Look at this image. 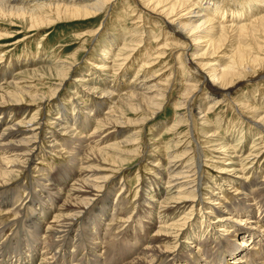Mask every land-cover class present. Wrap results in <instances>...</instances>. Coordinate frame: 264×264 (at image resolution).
<instances>
[{
    "label": "bare ground",
    "instance_id": "obj_1",
    "mask_svg": "<svg viewBox=\"0 0 264 264\" xmlns=\"http://www.w3.org/2000/svg\"><path fill=\"white\" fill-rule=\"evenodd\" d=\"M113 1L0 0V41L10 37V31L17 26L26 32H35L55 28L61 21H94L111 11ZM135 2L141 8L139 19L147 13L168 27L156 37L149 29L140 36H136V30L116 35L117 38L101 47L105 57L98 64H88L92 66L90 74L82 72L76 76L79 72L73 63L58 61L60 64L45 66L44 60L41 62L36 55L26 56L13 74V61L7 62L0 55V264H83L86 261L106 264L111 248L125 252L121 249L123 245L130 250L133 244L126 238L118 241L117 231L109 242L101 245L92 242L106 241L109 230L114 228L109 227L123 214L117 212L119 207L124 209L123 202L118 200L115 206L110 203V192L118 185L107 192L108 184L112 182V185L121 169L141 155L144 125L164 107L162 100L171 86L166 91L164 80L158 76L162 72L156 69L169 49L182 51L177 60L183 66L179 70L184 78L204 75L201 83L205 91L200 90V79L197 81L195 77L186 86L185 81L178 82L182 85L181 97L188 98L193 93L199 99L196 105V99L189 96L192 105H196L194 110L185 100L189 104L190 120L196 122L203 115L199 125L205 141L197 137L196 142L213 146L197 147L201 153L197 171L185 160L189 158L188 148L176 154L171 148H155L148 142L149 148H144L142 158L151 160L148 166L152 167L155 178L144 180L141 188L144 197L134 203L136 223L144 215L143 218L153 221L154 234L150 237L140 232L138 242L143 244L135 245L134 254L129 255L125 264H254V259L264 260V179L259 180V169L251 172L246 168L247 161L255 164L256 159L259 163L263 157L258 147L263 144L260 140L264 135L260 132L253 136L254 144L248 146L251 149L247 154V149H238L247 136L241 134L236 145L218 144L217 135L209 130L212 122L208 118L223 98H229L243 82L254 80L264 71V0H243L241 4L233 0ZM230 3L239 10L225 8ZM133 72L136 74L130 79ZM47 76L60 83L46 96L36 92L35 83ZM70 77L75 78V88L73 93L69 91V101H60L55 106L60 89ZM220 91L224 92L222 99L217 96ZM76 98L82 108L72 104ZM47 104L50 109L55 108V117H44ZM184 106L186 103L175 105L177 111ZM257 109L247 111L261 126L264 114L262 109ZM130 115H136L139 121L135 123L129 119ZM176 119L169 132L185 116ZM206 148L216 154L211 157L212 166L220 175L228 176L223 177V185L211 176H206L209 180L203 183L205 175L200 169L209 162L205 160ZM58 160L60 164L52 166ZM46 163L48 169L43 168ZM34 173L37 175L33 176ZM65 178H72L75 183L62 193L59 187L66 184ZM105 203L113 208V214L100 206ZM44 216L49 219H43ZM91 229L94 233L88 236ZM112 257L115 264L118 257Z\"/></svg>",
    "mask_w": 264,
    "mask_h": 264
},
{
    "label": "rangeland",
    "instance_id": "obj_2",
    "mask_svg": "<svg viewBox=\"0 0 264 264\" xmlns=\"http://www.w3.org/2000/svg\"><path fill=\"white\" fill-rule=\"evenodd\" d=\"M234 1H236L237 4H241L243 2V0H241V1L233 0V2ZM128 5H129V8H128ZM234 6H235L234 3H230V4L226 5L225 8L234 9V8H236ZM111 7H112L111 11L108 10V12L101 14V16H98L97 19H95L94 21L92 20L91 22H89V21L85 22L84 21L85 22L84 23V22L61 21V22H58L59 26H57L55 28L42 29L41 31H35V32H26V31H24L22 26H17L10 31V33H12L10 35V37L5 38L4 40L0 41V55L5 56V59L7 60V62L13 61L12 67H11V71H13V74L18 71V68H20L19 62H22V64L24 63L26 56L29 57L30 55H36L40 61L44 60V62L43 61H41V62H43V64L45 63V66H48L49 63L50 64H56V63L60 64L61 62L64 64L65 63L66 64L67 63L68 64L73 63L72 65L74 66V68L77 69V72H79L78 75H76V76H79V75H81L82 72H86V74H90L89 71L92 69L91 65L98 64L100 62L98 60H101V57L102 58L105 57V54L100 52L101 47L104 46L106 43L112 41L113 38H117V37H115L116 35L117 36L118 35H125L126 33L130 34L134 30H136V36H138V35L140 36V34L143 33V31L148 32L149 30H151L154 32L153 37H156V36L161 34L162 30H166L165 28L168 27L167 25L163 24V21L161 19L155 18L152 15L150 16V14H147V13L142 15V19H139L140 15H141V8H139L136 5L135 0H114L113 2H111ZM234 10L238 11L239 8H236ZM126 14H127V17H126ZM119 16L124 17V19L122 17H119ZM118 18H121L122 20L118 19ZM145 19H146V21H145ZM142 20H144V21H142ZM119 22H122V24L121 23L119 24ZM122 25H124V26L122 27ZM122 29H124L125 32L123 31L121 33ZM46 33H47V35H46ZM145 36H146V34H144L143 37H145ZM154 45H155V43H154ZM181 53H182V51L177 52L175 50L173 51L172 49H169L166 53L167 55L164 57L165 59L162 60L163 61L162 64H160L159 67L156 69L159 72H162V73H158V76H159V79L161 78L162 82L164 80V84L166 85V91L170 88V86H171V88L166 92L167 93L166 97L164 98V100H162V103L164 104L162 111L158 112L150 121H148L144 125V128H143L144 130H143V135H142L143 138L141 141L142 143L140 144V146L141 145L143 146L142 150H141L142 153H140L141 155L139 154L140 155L139 157H136V158L134 157L132 159V161H130L129 164H127V166H124L121 169V171L117 174L118 176L113 181L112 185H111L112 182L110 184H108L109 189H107V192H110L113 185H116V184L118 185L114 189V192H110L112 195L111 196L112 198L110 199V203L111 202L114 203V206H115V204L118 202V200L123 202L125 204V205H122V206H124V209L122 207H119L120 209L117 211V212H119V214L120 213H123V214L118 215L117 218H119V219H115L114 224L116 225L117 228L115 227V225L114 226L111 225L109 227V228H113V227L114 228L109 230L110 234L108 235L109 237L106 236V241L99 240L97 242L95 241L92 243L93 244L96 243L99 245L104 244V242L110 241L109 239H111L110 236L112 234L114 237V235L119 233L120 236H119V234H117V237L115 236L116 239H118V241L119 240L121 241L123 238H126L133 245L129 246L130 250H128L126 247H124L122 245L121 249H125V252L127 254L125 252H123V250H116L115 248H111V250L106 255L108 258V261L106 262V264H114L111 261V257L113 255H111L110 253H115L112 258L118 257L115 264H125L126 261H128V259H129V255L134 254L135 245L139 246V245L143 244L142 242H138V238L141 236L140 232L143 233V235L148 234L150 237L153 236V234H154L153 233L154 227H151V223H153V221L148 219V218H143L145 216L142 215L141 218L139 219V221L136 223V211H135L136 210L135 203L137 201L141 202V200L144 197L143 196L144 194L141 195V193H142L141 188L143 186V183L146 181V179L149 180L151 178L152 179L155 178V177H153L152 167L148 166V164L151 163V160H147L146 158L145 159L142 158L144 155L143 151L145 149L149 148L148 142H149V144L152 142L153 145L155 146V148L158 146L161 148L162 147L171 148V151H173L174 153L176 151V154L178 151L180 152L181 150L188 148L189 156H187V157H189V158H185V160L188 162L187 164H189L188 166L191 167L192 170H197V171L199 170V168H198L199 162L197 159L200 158L199 156L201 154L200 152H197V149L203 148V147L205 148L206 146H207V148H211L213 146L212 144L201 145V144L196 142L199 140L203 141V138H201L202 137V135H201V128L202 127H201V125H199L201 123L199 118L202 117L203 115L198 117L197 118L198 120L196 119V122L195 121L193 122L192 119L190 120V117H189L190 113L188 111L189 110L188 106L191 103L193 98L196 99L197 94L194 95L195 96L194 97L193 93H190L192 96L189 94L188 98H183V97H181L182 95L180 94V89H181L180 86H182L181 84L183 83V81H185V86H186V84L188 85V83L191 81L190 78L195 77L197 79V81L200 79V81H199L200 85H201L200 90L205 91V87L201 83V82H203L201 80V78L204 75L202 74L199 77L197 75L194 76L195 74H193L191 76L184 78L183 75H181L182 71L179 70V67H183V66L180 65L179 61L177 60L178 55H181ZM7 62H6V64L2 63V66L7 65ZM88 64H91V65H88ZM178 64H179V66H178ZM164 68L166 70L163 71ZM97 73L98 72H96V74ZM165 73H167V74H165ZM135 74L136 73L133 72L129 78L131 79ZM160 75H162V76H160ZM74 77H70V79L65 82V84H64L65 86L60 89L62 92L60 91L59 97L54 101L55 106L60 101H61V103L62 102L64 103V101H67V100L69 101V99H70L68 96V95H70L69 91H70V93H73L74 90H72V89L75 88V86L73 84V80L75 79ZM256 77H258V78H256ZM256 77L252 81H245L246 83L243 82L242 86L239 89L236 88L237 91L234 90V92L231 94V96L230 97L228 96L229 98H226L225 100L223 98V95H221L224 93L223 91L222 92L220 91L219 94L217 95V96H219V99L223 98V100L219 103V105L215 108V110H213V112L209 113V115H208V118L210 119L209 122L210 123L212 122V126H210L209 130H212L213 133L217 135L216 137L219 139L218 142H220V143L216 142L215 144H217V143L222 144L225 142V143H231V144L236 145L238 139L241 137V134H242L243 137H245V136H247V137L244 138L245 142L243 144H241V146H239L238 149H240V148L247 149V150H245V152H247V154H248V152L251 149L248 146H251L254 144L253 143V140H254L253 136H255V134L260 133V132H262V135H264V129H263L264 124H261V126H260L259 124L255 123L254 122V121H256L255 117H253V115L249 111H247L248 108H250V110H254V107L256 109H257V107H259V109H257V110L262 109V111H263L262 114H264V71L261 74H258ZM49 78L50 77L47 76L44 79H42L40 82L35 83V85H37V87H38L36 92L39 91V93L41 92L40 94H46V96H47L55 88V84L58 85L60 83L59 80H51ZM86 79L88 80V78H86ZM166 79H169V80H166ZM180 79L182 81H180ZM177 86H178V88H177ZM178 90H179V93L177 92ZM225 93H227V92H225ZM200 95H201V93H200ZM189 96H191L192 99ZM186 97H187V95H186ZM84 99H86V98H84ZM180 99H182V100H180ZM188 99L189 100L191 99V100L189 101ZM185 100L188 101L189 104L187 102H185ZM233 100H235V101H233ZM237 100H239V101L241 100V101L239 102ZM181 101H183V102H181ZM73 102L75 103L74 107H76V106L78 108L83 107L82 104L80 103V101L79 102L77 101V98H76V100H72V104H73ZM184 102L186 103V107L185 106H184V108L181 107V108H179L180 111H177V108L175 107V105L177 103L185 104ZM198 102H199V99L198 100L196 99V105ZM241 102L243 103L242 105H241ZM90 104L91 103H89V106H90ZM244 104H246V105L250 104V105L248 107ZM66 105H68V104H66ZM79 105H80V107H79ZM196 105H192V103H191V108L194 110ZM239 105H241V106H239ZM48 106L49 105L47 104L45 107L48 109H44V111H43L44 117L45 116H47V117L50 116L49 118L55 117V116H53L56 114L55 108L51 107L53 109H50ZM86 106H87V104H86ZM252 106H253V108H252ZM187 107H188V110H187ZM235 108H237V109H235ZM244 108H247L246 111ZM248 114H250V115H248ZM178 116H180V117L185 116V119L182 121V123L178 122V124L179 123H181V124H179L176 129H173L169 132V130L172 129V127L174 125L173 123H175V121L177 120L176 118ZM128 117H129V119L134 120L135 123L137 120L139 121V118L136 117V115H130ZM186 122H188V123L186 124ZM190 123H192V124H190ZM46 125H47V128H52V126L50 124H46ZM188 125H190V126L188 127ZM193 126H195V127H193ZM257 127H258V129H257ZM259 127H261V130ZM134 129L132 128L131 130H134ZM195 129H197V130L195 131ZM214 130H216L215 131L216 133L214 132ZM188 131H190L191 134ZM195 133L198 135H196ZM197 137L199 138V140ZM251 137L253 138L252 140L250 139ZM194 138H197V139H194ZM263 140L264 139L260 140L261 143H263V144L258 147L259 148L258 150L261 149V151H259L260 153L263 151L262 152L263 157L259 160V163H257L258 159H256L257 161L255 160L256 161L255 164H251L252 162L249 163L248 161L246 162V164H248L246 166V168H249L248 171L252 172L254 169H259V172H257V176L259 177L260 181H263V179H264V142H263ZM260 141H257V143H260ZM167 143H170V144L167 145ZM154 146L152 147V149L155 150ZM178 146H179V148H175ZM207 148L205 149L206 151L204 150L205 151L204 155L207 156L205 158V160H208L209 162H206V164H205L206 166L204 165L200 169V172L203 173V176L205 175L204 176L205 181H203V183L207 182V180H209L208 177L211 176V177H214V180L216 183H220V185H223L224 184L223 183V179H224L223 177H225V179H226V178H228V176L227 175L222 176V174L220 175L218 173L219 171L216 170L217 168L212 166V163L210 160H211V157H213L216 154L211 152V149L208 150ZM192 157H194V158H192ZM190 159H191V161L189 162ZM213 160L216 161L217 159L214 158ZM38 162L39 161H36L37 164H39ZM51 162H52V160H49L50 164H51ZM36 163L34 164V167L37 165ZM192 163H195V164H192ZM46 164H47V166H44V167H43V165H38V166H40V167L42 166L43 168L48 169L49 168L48 163H46ZM59 164H60V160H58V162H56V163L54 162L52 164V166L57 167L56 165H59ZM151 165L154 166V164H151ZM185 166H187V165L185 164ZM250 167H252V168L250 169ZM51 169H53V168H51ZM187 170H185V171H187ZM203 171H205V173ZM36 175H37L36 173L33 174V176H36ZM206 176H208V177H206ZM64 180H65L66 184L65 185L62 184L59 187V190H61L62 193H65L68 190V188L72 184L75 183L72 178H65ZM114 182H116V183H114ZM117 188H118V190H117ZM224 189H228V187L225 186ZM107 192H105V193H107ZM138 192H139V196L136 195ZM124 200H125V202H124ZM126 201H128L129 203ZM134 201H135V203H134ZM107 205H108V203H105L103 205L101 204L100 206H103L102 207V208H104L103 210H109L108 214H113L114 211L111 212V209L113 210V208H109V205H108V207H107ZM132 209H134V210H132ZM126 211H127V213H126ZM130 215H131V219L129 218L130 219L129 220L128 217H130ZM43 219L48 220L49 217L44 216ZM125 220L127 221V223H125L126 222ZM41 221H43V220H41ZM116 221H118V222L116 223ZM82 230L84 232H86L85 228H83ZM116 231H117V233H116ZM118 231H120V232H118ZM121 231H123V232H121ZM84 232H83V234H84ZM92 232L94 233V231L92 229L89 230L88 236H89V234L90 235L93 234ZM84 237L87 238V234H85ZM102 238H105V235L102 236ZM136 242H138V244ZM107 244L108 243H106L105 245H107ZM26 250H28V249H26ZM70 251H72V249H70ZM110 255H111V257H110ZM122 257H123V259H122ZM13 264H20V263H13ZM69 264H76V263H69ZM79 264H82V262ZM83 264H93V263L86 261ZM254 264H264V260L254 259Z\"/></svg>",
    "mask_w": 264,
    "mask_h": 264
}]
</instances>
